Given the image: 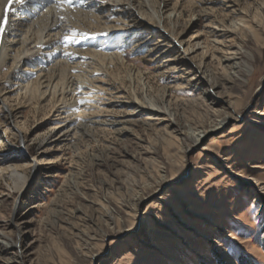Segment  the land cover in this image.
Masks as SVG:
<instances>
[{
    "label": "rangeland",
    "instance_id": "374dc122",
    "mask_svg": "<svg viewBox=\"0 0 264 264\" xmlns=\"http://www.w3.org/2000/svg\"><path fill=\"white\" fill-rule=\"evenodd\" d=\"M192 1L189 57L218 88L174 68L186 45L149 52L158 36L130 18L98 42L133 69L106 68L90 134L54 142L44 103L19 104L22 126L0 115V264H264V0ZM225 47L239 49L235 74ZM164 90L173 118L148 110Z\"/></svg>",
    "mask_w": 264,
    "mask_h": 264
},
{
    "label": "bare ground",
    "instance_id": "6f19581e",
    "mask_svg": "<svg viewBox=\"0 0 264 264\" xmlns=\"http://www.w3.org/2000/svg\"><path fill=\"white\" fill-rule=\"evenodd\" d=\"M186 2L189 8H193L195 3L192 0ZM183 4L185 0H72L70 5L57 8L53 0H0V25H4L0 34V115L5 113L14 123L18 122L15 126H22L19 104L34 102L35 108H39L44 103L51 106L55 114L51 128L56 135L54 142H66L67 137L90 134L89 124L96 109L92 103L98 97L96 94L106 91L102 80L106 68L121 65L133 69L122 54L108 55L107 52L112 49L98 42L118 38L130 18L147 26L149 34L158 36V42L149 46V52L159 54L158 44L167 43V47L161 51L167 57L175 50L174 46L180 48L186 45V50L176 55L178 64L174 68L193 70L195 76L200 74L207 91L218 88L212 82L213 75H205L202 65L194 64L189 57L196 49L189 45L185 35L193 28L194 20H182ZM235 25L236 29L239 24ZM216 27L212 28L213 34L223 32ZM7 29L13 31L11 40L5 39ZM72 30L87 34L86 38L77 35L76 43L65 44L64 37L71 36ZM216 39L213 41L214 49L222 45ZM54 41L61 48L55 49V55L42 51L41 48L49 44L52 49ZM119 47L121 45L116 46L117 50ZM221 50L223 52V48ZM238 51L237 48L225 47L220 56L223 68L236 70L239 65ZM145 96L150 103V112L173 118L166 100V90L159 95L164 107L155 105V97ZM18 100L23 102L17 104ZM189 132L188 137L196 144L206 131ZM11 173L23 179L15 170H11ZM6 238L0 232V253L12 246Z\"/></svg>",
    "mask_w": 264,
    "mask_h": 264
},
{
    "label": "snow or ice",
    "instance_id": "6c2138e0",
    "mask_svg": "<svg viewBox=\"0 0 264 264\" xmlns=\"http://www.w3.org/2000/svg\"><path fill=\"white\" fill-rule=\"evenodd\" d=\"M53 2H54V4H55V6L57 7V8H60L62 5H64V4H71L72 3V0H53ZM61 19H62V17H61ZM3 30H4V25H0V34H2V32H3ZM77 35H79L82 39L83 38H86V35L87 34H84V33H77L75 30H72V34H71V36H65L64 37V42H65V44H67V43H69V42H71V43H76L77 42V40L75 39V37L77 36ZM80 103H85V101H80Z\"/></svg>",
    "mask_w": 264,
    "mask_h": 264
}]
</instances>
